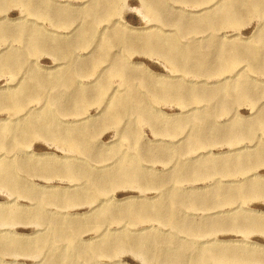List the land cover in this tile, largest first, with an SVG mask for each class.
<instances>
[{
    "label": "rangeland",
    "instance_id": "1",
    "mask_svg": "<svg viewBox=\"0 0 264 264\" xmlns=\"http://www.w3.org/2000/svg\"><path fill=\"white\" fill-rule=\"evenodd\" d=\"M102 1L35 0L32 5L40 8L32 13L11 0H0V31H6L5 38L0 34V131L10 128L0 133L8 136H0V264H189L187 260L193 264L196 254L195 262L203 256L207 264H264V230L253 229L247 221L264 220V71L253 72L249 62L227 70L225 62L216 57L219 47L226 50L233 44L243 48L259 43V36H264V15L251 16L242 10L237 26L224 27L218 33L205 26L198 37L193 34L191 38L180 22L206 16L217 18L218 9L229 0H166L161 6L160 22L147 16L141 0H120L118 14L98 20L91 9ZM94 19L97 38L80 45L81 31ZM205 24L204 20L202 25ZM115 34L140 38L178 34L179 44L186 43L184 48L200 49L208 60L203 70H208L196 73L194 62L188 61V71L182 67L175 71V66L145 45L131 51L120 45H100L103 38ZM260 64L264 65V61ZM116 68L127 71L129 82L126 76L117 77ZM233 69L242 72L235 77ZM243 82L252 88V99L234 92L206 98L196 106L191 97L195 91L217 93L224 84ZM163 85L176 88L167 95L162 92L158 101H151L150 89L160 92ZM189 89L192 91L185 93ZM12 96L20 100L16 112L12 110L14 102H9ZM119 99L121 103L125 101V109L117 107ZM136 100L150 101L153 123L134 112ZM196 117L201 119V127L191 123L180 127L179 121L185 118V123L186 118ZM157 124L161 129H155ZM198 128H205L201 143L193 137ZM56 134H70L72 139L65 141ZM134 165L142 169L133 172ZM123 166L125 173L119 172ZM4 167L10 170L9 175L1 173ZM9 182L15 183L14 187ZM96 183L106 186L99 188ZM240 186H246L243 197L238 195ZM169 197L178 203L174 206ZM152 206L175 209L157 213L148 210ZM171 211L176 217L169 221L147 218L156 214L170 216ZM155 240L160 244L156 245ZM216 250L219 258L210 262ZM252 252L257 258L251 257ZM138 253L148 254L143 258Z\"/></svg>",
    "mask_w": 264,
    "mask_h": 264
},
{
    "label": "bare ground",
    "instance_id": "2",
    "mask_svg": "<svg viewBox=\"0 0 264 264\" xmlns=\"http://www.w3.org/2000/svg\"><path fill=\"white\" fill-rule=\"evenodd\" d=\"M13 3H16V4H19V5H22L24 8H25V10L27 11V12H34V11H36V10H38L40 7H39V5H38V7H36V6H34V5H32V1H35V0H11ZM44 1H46V0H44ZM87 1V0H86ZM94 1H97V0H94ZM100 1V0H99ZM102 1V0H101ZM192 1H195V0H192ZM197 1V0H196ZM200 2H205L206 0H199ZM210 1V0H209ZM63 2V1H62ZM65 2V1H64ZM141 2H142V5H143V7L145 8H143L144 9V11L146 10V14H147V16H152V17H155V19L158 21V22H160L161 20H162V12H161V6H163V4L164 3H166V0H141ZM41 3V2H40ZM96 4H97V2H95ZM119 3H120V0H103L100 4H98L97 6L95 5L94 7H93V9H91V13L93 14V17L94 18H97L98 20H99V18H101L102 16H107V17H109V16H112V15H114V13H117L116 11H117V9H119ZM219 3V2H218ZM47 4V3H46ZM56 4V3H55ZM94 4V3H93ZM206 4V3H205ZM86 5V4H85ZM85 5H83V6H85ZM141 5V6H142ZM189 5V4H188ZM40 6H42L41 4H40ZM50 6V5H49ZM53 6V5H52ZM57 6V5H56ZM168 6H169V4H168ZM203 6V5H202ZM212 6V5H211ZM214 6V5H213ZM212 6V7H213ZM64 7V6H63ZM75 7H78V6H75ZM91 8V7H90ZM50 9V8H49ZM211 8H209V10H210ZM23 10V9H22ZM42 10H43V8H42ZM47 10V9H46ZM52 10V9H51ZM57 10V9H56ZM55 10V11H56ZM70 10V9H69ZM71 10H73V9H71ZM179 10V9H178ZM180 10H182V9H180ZM242 10L244 11V12H248L251 16L252 15H262V17H263V15H264V0H229L224 6L222 5L221 6V8L220 9H218V15L216 16L217 18H215V16H210L209 18L206 16V17H203V18H201L200 20H195V21H192V20H188V19H186V20H182V22H180V24H179V26H181V28H182V30L184 31V33H186L188 36H190L191 37V35H195L196 37H198V33L199 32H201L200 30L202 29V28H204L205 26L206 27H208V28H210L212 31H221L224 27H235V26H237V24H239L238 22H237V20H238V18L240 17L239 15L240 14H242ZM2 11V10H1ZM24 11V10H23ZM58 11V10H57ZM88 11V10H87ZM184 11V10H183ZM207 11V9H205V10H203V12H206ZM187 12H189V11H187ZM42 13H44V10H43V12ZM53 13H54V11H53ZM73 13H74V11H73ZM78 13V12H77ZM88 13V12H87ZM186 13V12H185ZM192 13V12H191ZM202 13V12H201ZM76 14V13H75ZM79 14V13H78ZM118 14V13H117ZM144 14V13H143ZM83 15V14H82ZM221 15H223V17L221 16ZM76 16H77V14H76ZM116 16V15H115ZM187 16H190V15H187ZM191 16H194V15H191ZM196 16H197V14H196ZM199 16H201V15H199ZM64 17V16H63ZM71 18H72V16H70ZM87 17V16H86ZM89 17V16H88ZM65 18V17H64ZM113 18V17H112ZM53 19V18H52ZM75 19H77V18H75ZM110 19V18H109ZM108 19V20H109ZM206 19H209L208 21L206 20ZM54 20V19H53ZM68 20V19H67ZM73 20V19H72ZM111 20V19H110ZM205 20V25H202V22ZM64 21V20H63ZM74 21V20H73ZM89 21V20H88ZM102 21V20H101ZM105 21V20H104ZM53 22V21H52ZM56 22V21H55ZM156 22V21H155ZM26 23V22H25ZM29 23V22H28ZM37 23V22H36ZM59 23V22H58ZM64 23V22H63ZM105 23V22H104ZM38 24V23H37ZM96 24H97V21L94 19V20H92L91 22H89V24L87 25V28L85 29V30H82L81 32L82 33H80V36H79V39L81 38V41H79V44L80 45H85L86 43H88L89 42V44H90V41H92V40H94V39H96L97 37H96V35L97 34H95V30H96ZM115 24V23H114ZM162 24V23H161ZM32 25V24H31ZM67 25H69V24H67ZM163 25V24H162ZM2 26V25H1ZM4 26V25H3ZM2 26V27H3ZM36 26V25H35ZM83 26H85V24L83 25ZM107 26V25H106ZM109 26V25H108ZM159 26V25H158ZM26 27H27V25H26ZM80 27V26H79ZM82 27V26H81ZM105 27V26H104ZM167 27V26H166ZM173 27V26H172ZM18 28H20V27H18ZM77 28H78V26H77ZM157 28V27H156ZM2 29H4V28H2ZM27 30H28V28H26ZM76 29V28H75ZM2 31V30H1ZM0 31V32H1ZM30 31V30H29ZM37 31H38V29H37ZM70 31V30H69ZM104 31V30H103ZM224 31V30H223ZM3 32H4V30H3ZM3 32H1L0 34H2V37L3 38H5L4 36L6 35V34H4ZM44 32H46V31H44ZM166 32V31H165ZM178 32H179V29H178ZM211 32V31H210ZM12 33V32H11ZM17 33V32H16ZM15 33V34H16ZM72 33V32H71ZM71 33H70V35H71ZM99 33V32H98ZM216 33H218V32H216ZM7 34H10V31H9V33H7ZM50 34V33H49ZM101 34H102V32H101ZM162 34H163V32H162ZM221 34V33H220ZM29 35V34H28ZM30 35H31V32H30ZM30 35L27 37L28 39H29V37H30ZM66 35V34H65ZM164 35V34H163ZM175 35V34H174ZM200 35H202V34H200ZM205 35V34H204ZM213 35H215V34H213ZM11 36V35H10ZM17 36V35H16ZM45 36V35H44ZM43 36V37H44ZM48 36V35H47ZM177 36H178V34H177ZM177 36H173V35H171V34H167L166 36H165V38H162V37H147V38H140V37H137V36H128V37H126L125 36V34H115V35H111V36H107L106 38H103L102 39V41L100 42V45L102 46H104L105 48H107V47H110L112 44L113 45H120V46H124V47H126L127 48V51H131L132 49H136V47H139V46H147V49H149V50H152V49H155V51L157 52V53H159V55L160 56H162L166 61L165 62H170L171 64H172V66L174 67H176V70L175 71H179V70H182V69H180L181 67L184 69V70H186V71H188V69H189V65H190V63L188 62V61H193L194 62V71L196 72V73H204L205 74V71L206 70H208V68L206 69V70H203V67H206V66H208V60H206V58H205V56H203V54H201L200 53V49L197 47V46H193V47H190V46H187L186 48H184L183 47V45L184 44H186V43H184V42H182V43H184L183 45H180L179 44V37H177ZM216 36H218V35H216ZM215 36V37H216ZM42 37V36H41ZM46 37V36H45ZM101 37H103V36H101ZM213 37V36H212ZM214 37V38H215ZM236 37V36H235ZM48 38V37H47ZM58 38H59V36H58ZM185 38V37H184ZM192 38V37H191ZM206 38V37H205ZM213 38V39H214ZM224 38V37H223ZM227 38V37H226ZM56 39V38H55ZM60 39V38H59ZM101 39V38H100ZM180 39H183V38H180ZM194 39V38H193ZM196 39V38H195ZM202 39V38H201ZM231 39V38H230ZM229 39V40H230ZM253 39V38H252ZM227 40V39H226ZM36 41H38V40H36ZM45 41V40H44ZM56 41H58V39H56ZM198 41V40H197ZM25 42H26V40H25ZM46 42V41H45ZM196 42V41H195ZM258 42L259 43H257V44H255V45H249V46H244L243 48H240L239 47V45L238 44H233V46L232 47H229L228 49H226L225 50V48H222V47H219V49H218V51H217V55H216V57L223 63V62H225V65H226V69L228 70V69H232V68H235L237 65H239V64H241V63H248L249 62V66L251 67V69H252V71L253 72H255V71H260V70H262V71H264V65H262V64H260V61H264V36L263 35H261V36H259V39H258ZM23 43V42H22ZM27 43H28V41H27ZM33 43V42H32ZM39 42H37V44H38ZM54 43V42H53ZM53 43H52V45H53ZM94 43V42H93ZM190 43V42H189ZM29 44V43H28ZM44 44V43H43ZM47 44V43H46ZM55 44V43H54ZM63 44V43H62ZM91 44H92V42H91ZM155 44H157V47H155ZM27 45V44H26ZM39 45V44H38ZM41 45V44H40ZM51 45V46H52ZM68 45V44H67ZM23 46H25V45H23ZM28 46V45H27ZM32 46H33V44H32ZM45 45H43L42 47H44ZM64 46V45H63ZM69 46V45H68ZM67 46V47H68ZM71 46V45H70ZM38 47V46H37ZM50 47V46H49ZM62 47V46H61ZM53 48V47H52ZM43 49V48H42ZM54 49V48H53ZM56 49V48H55ZM65 49H67V48H65ZM73 49V48H72ZM94 49V48H93ZM109 49V48H108ZM111 49H112V47H111ZM209 50V49H208ZM225 50V51H224ZM44 51V50H43ZM55 51V50H54ZM105 52H107L106 50H104ZM42 52V51H41ZM149 52V51H148ZM205 52V51H204ZM210 52V51H209ZM11 53V52H10ZM14 53V52H13ZM91 53V52H90ZM126 53V52H125ZM39 54V53H38ZM67 54V53H66ZM75 54V53H74ZM97 54V53H96ZM95 54V55H96ZM117 54V53H116ZM128 54V53H127ZM126 54V55H127ZM76 55V54H75ZM123 55V54H122ZM149 55H151V54H149ZM89 57V56H88ZM124 57V56H123ZM127 57V56H126ZM78 58V57H77ZM82 58V57H81ZM73 59V58H72ZM79 59V58H78ZM91 59V58H90ZM107 59V58H106ZM109 59V58H108ZM107 59V60H108ZM4 60V59H3ZM12 59H10V61H11ZM24 60V59H23ZM126 60V59H125ZM74 61V60H73ZM99 61V60H98ZM106 61V60H105ZM109 61V60H108ZM6 62V61H5ZM5 62H3V63H5ZM12 62V61H11ZM30 63H32V62H30ZM76 63V62H75ZM247 63H246V65H247ZM13 64V63H12ZM100 64V63H99ZM167 64H169V63H167ZM4 65V64H3ZM7 65H8V63H7ZM170 65V64H169ZM20 66V65H19ZM30 66H31V64H30ZM76 66V65H75ZM95 66V65H94ZM138 66V65H137ZM10 68H11V66H9ZM83 67V66H82ZM97 67V66H96ZM95 67V68H96ZM98 67H99V65H98ZM25 68V67H24ZM29 68V67H28ZM237 68V67H236ZM240 68V67H239ZM74 69V68H73ZM97 69V68H96ZM246 69V68H245ZM75 70H76V68H75ZM74 70V72H76ZM11 71H12V69H11ZM10 71V72H11ZM24 71H25V69H24ZM28 71V70H27ZM63 71V70H62ZM70 71V70H69ZM23 72V71H22ZM65 72V71H64ZM93 72V71H92ZM96 72V71H95ZM104 72V71H103ZM232 72H234V69H233V71ZM242 72V71H241ZM240 71H237L236 72V70H235V72L233 73L234 75H235V77H238L239 75H240V73H241ZM249 72V71H248ZM102 73V72H101ZM110 73V72H109ZM112 73V72H111ZM114 73H116L117 74V77H118V75H120L121 77H125L126 76V78H125V81L126 82H129V80L131 79V77L128 75L127 76V71L126 70H124V68H116V72H114ZM178 73V72H177ZM236 73V74H235ZM12 74H13V72H12ZM95 74V73H94ZM180 74H182V73H180ZM185 74V73H184ZM187 74V73H186ZM250 74V73H249ZM36 74H34V76H35ZM38 75V74H37ZM110 75V74H109ZM193 75V74H192ZM31 76V75H30ZM33 76V75H32ZM73 76V75H72ZM75 76V75H74ZM112 76H114V75H112ZM248 76V75H247ZM114 77H116V76H114ZM113 77V78H114ZM180 77H182V75H180ZM210 77V76H209ZM32 78H34V77H32ZM170 78V77H169ZM176 78V77H175ZM224 78V77H223ZM228 78V77H227ZM232 78V77H231ZM37 79H39V78H37ZM97 79V78H96ZM206 79V78H205ZM57 80H58V78H57ZM111 80H112V78H111ZM204 80V79H203ZM229 80V79H228ZM233 80V79H232ZM36 81V80H35ZM39 81V80H38ZM156 81V80H155ZM184 81V80H183ZM224 81H226V80H224ZM98 81H96V83H97ZM133 82V81H132ZM161 84H162V82L161 81H159ZM209 82V81H208ZM52 83V82H51ZM61 83V82H60ZM71 83V82H70ZM135 83H136V81H135ZM134 83V84H135ZM156 83V82H155ZM171 83V82H170ZM26 84V83H25ZM24 84V85H25ZM112 84V83H111ZM129 84V83H128ZM131 84V83H130ZM159 84V83H158ZM71 85V84H70ZM132 85V84H131ZM135 85H137V84H135ZM157 85V84H156ZM170 85V84H169ZM169 85H163L162 86V89H161V91L160 92H157V90L156 89H154V88H151L150 89V94H149V99L151 100V101H158V99L160 98V94L162 93V92H164L162 95H167L168 93H169V91L170 90H173V89H175L176 87H173V86H169ZM172 85V84H171ZM207 85V84H206ZM216 85V84H215ZM28 86H30V85H28ZM87 86V85H86ZM89 86V85H88ZM97 86V85H96ZM127 86V85H126ZM175 86V85H174ZM194 86H196V85H194ZM43 87V86H42ZM51 87V86H50ZM61 87H64V85L63 86H61ZM78 87H80V86H78ZM94 87V86H93ZM100 87V86H99ZM30 88V87H29ZM32 88V87H31ZM37 88V87H36ZM48 88V87H47ZM69 88H71V86L69 87ZM83 88H85V86L83 87ZM33 89V88H32ZM31 89V90H32ZM64 89V88H63ZM63 89H61V90H63ZM86 89H87V87H86ZM102 89V88H101ZM107 89H108V86H107ZM107 89H102L101 91H103V92H106V90ZM59 90V89H58ZM95 90H96V88H95ZM112 90V89H111ZM128 90H129V85H128ZM219 92H217V93H210V94H203V93H200V92H198V91H195L194 92V94H192L191 95V97H192V100H193V102L195 103V105L196 106H198L199 104H201V102L202 101H204L206 98H210V99H208V100H211V99H214L215 97H220L222 94H230V93H234V92H236V93H239L240 95L242 94L243 95V97H245V98H249V99H252V96L250 95L251 93V91H252V88L251 87H249L246 83H242V84H238V83H233L232 85H227V84H224V85H222V87H220L219 89ZM33 91V90H32ZM60 91V90H59ZM59 91L57 92V93H59ZM99 91V90H98ZM122 91V90H121ZM147 91V90H146ZM146 91H145V93H143V94H146ZM175 91V90H174ZM192 90L191 89H189V90H187L185 93H190ZM33 92H35V91H33ZM37 92V91H36ZM65 92V91H64ZM76 92V91H75ZM118 92V91H117ZM67 93V92H66ZM86 93V92H85ZM84 93V94H85ZM147 93H149V92H147ZM28 94H29V92H28ZM35 94V93H34ZM79 94H80V92H79ZM103 94V93H102ZM110 94V93H109ZM121 94V93H120ZM128 94V93H127ZM127 94H125L124 96H126ZM142 94V93H141ZM31 95H32V93H31ZM59 95H60V93H59ZM63 95V94H62ZM7 96H9V95H7ZM20 96V95H19ZM28 96V95H27ZM26 96V97H27ZM36 96V95H35ZM45 96H47V95H45ZM49 96V95H48ZM64 96H65V93H64ZM70 96V95H69ZM83 96V95H82ZM82 96H80V97H82ZM131 96V95H130ZM180 96V95H179ZM4 96H2V98H3ZM16 97H18V96H12V100L11 101H9L10 103H11V105L13 104L12 103V101L14 102V104L15 105H13V109L12 110H14L15 112L19 109L18 107V105H20L18 102L20 101L18 98H16ZM99 97V96H98ZM111 97V96H110ZM119 97V96H118ZM129 97V96H128ZM243 97H241L242 98V100L243 99H245V98H243ZM25 98V97H24ZM23 98V99H24ZM29 98V97H28ZM34 98V97H33ZM32 98V99H33ZM71 98V97H70ZM85 98V97H84ZM113 98V97H112ZM229 98V97H228ZM1 99V98H0ZM4 99H5V97H4ZM6 99H9V97L8 98H6ZM13 99H15V100H13ZM30 99V98H29ZM58 99V98H57ZM64 99V98H63ZM71 99H73V98H71ZM132 99H133V97H132ZM179 100H180V97L178 98ZM232 99V98H231ZM248 99V100H249ZM22 100V99H21ZM26 100V99H25ZM121 99H119V101H120ZM129 100V98L127 99V100H125V101H128ZM167 100V99H166ZM241 100V99H240ZM241 100V101H242ZM61 101H62V99H61ZM65 101V100H64ZM76 101V100H75ZM118 101V100H117ZM124 101V100H123ZM125 101L124 102H122L121 103V101H120V103H119V105H117V107L119 108V107H121V109L122 108H124L125 109ZM154 101V102H155ZM161 101V100H160ZM159 101V102H160ZM175 101V100H174ZM173 101V102H174ZM244 101V100H243ZM45 102V101H44ZM51 102V101H50ZM133 102V101H132ZM145 102V103H144ZM180 102H182V101H180ZM212 102V101H211ZM245 102V101H244ZM7 103V102H6ZM20 103H22V101L20 102ZM26 104H27V102H25ZM54 103V102H53ZM62 103V102H61ZM97 103V102H96ZM110 103V102H109ZM114 103V102H113ZM152 103V102H151ZM158 103V102H157ZM217 103V102H216ZM220 103H222V106L221 107H223L224 106V103L223 102H220ZM252 103V102H251ZM8 104V103H7ZM6 104V105H7ZM47 104V103H46ZM77 104H79V100H78V103ZM87 104H89V103H87ZM111 104V103H110ZM65 105V104H64ZM206 105H208V104H206ZM1 106V105H0ZM2 106H4V105H2ZM9 106H10V104H9ZM185 106V105H184ZM195 106V109H197V107ZM203 106V105H202ZM205 106V105H204ZM5 107V106H4ZM110 107H111V105H110ZM127 107V106H126ZM220 107V108H221ZM22 108V107H21ZM20 108V109H21ZM48 108H49V105H48ZM109 108V107H108ZM127 108H129V105H128V107ZM151 108H152V106H151V104H150V101H140V100H136V103L133 105V108L132 109H134L135 111L134 112H136V114L137 115H139L141 118H142V120H144L145 122H149V123H153V121H155L154 119V115H153V113L151 112ZM202 108V107H201ZM200 108V109H201ZM205 108V107H204ZM256 108V107H255ZM1 109V108H0ZM51 109V108H50ZM57 109H58V107H57ZM114 109V108H113ZM203 109V108H202ZM226 109V108H225ZM224 109V110H225ZM4 110V109H3ZM29 110V109H28ZM111 111V110H110ZM190 111V110H189ZM192 111V110H191ZM197 111V110H196ZM227 111V110H226ZM39 112V111H38ZM38 112H37V114H38ZM55 112V111H54ZM113 112H115L114 110H113ZM123 112V111H122ZM130 112V111H129ZM215 112V111H214ZM30 113V112H29ZM41 113V112H40ZM48 113V112H47ZM56 113V112H55ZM224 113H225V111H224ZM31 114V113H30ZM43 114V113H42ZM49 114V113H48ZM109 114V113H108ZM129 114V113H128ZM44 115V114H43ZM114 115V114H113ZM118 115V114H117ZM20 116V115H19ZM109 116H111V115H109ZM119 116V115H118ZM132 116V115H131ZM198 116V115H197ZM43 118L42 119H44L45 117H46V115H44V116H42ZM192 117V116H191ZM194 117V116H193ZM23 118V117H22ZM28 118V117H27ZM31 118H33V116L31 117ZM29 119V118H28ZM34 119V118H33ZM40 119V118H39ZM41 119V120H42ZM48 119V117L46 118V120ZM120 119V118H119ZM187 119V122H185V123H183L184 122V120H185V118H184V120H182L183 122H181V121H179V124H180V127H183L185 124H189V123H191L192 125L193 124H195L196 126L198 125V126H200V121H201V119L200 118H198V117H196V118H186ZM13 120V119H12ZM45 120V119H44ZM112 120V119H111ZM207 121V120H206ZM21 122H22V120H21ZM41 122V121H40ZM43 122V121H42ZM41 122V123H42ZM144 122V123H145ZM27 123V122H26ZM25 123V124H26ZM115 123V122H114ZM166 122H164V124H165ZM216 123H217V121H216ZM36 124V123H35ZM37 124H38V122H37ZM54 124V123H53ZM80 124V123H79ZM119 124H120V122H119ZM147 124V123H146ZM175 124V122H173L172 123V125H174ZM176 124H178V122H176ZM260 124V123H259ZM261 124H264V123H261ZM40 125V124H39ZM38 125V126H39ZM78 125V124H77ZM116 125H117V123H116ZM166 125V124H165ZM191 125V126H192ZM202 125V124H201ZM42 126V125H41ZM56 126H57V124H56ZM197 126V127H198ZM252 126V125H251ZM250 126V127H251ZM1 127V126H0ZM31 127H32V125H31ZM35 127H37V125L36 126H33V128H34V130L36 129ZM136 127V126H135ZM196 127V128H197ZM201 127V126H200ZM32 128V129H33ZM45 128H47V126L45 127ZM21 129V128H20ZM48 130H50V129H53V131L55 130V128L53 127H51V128H47ZM136 129V128H135ZM155 129L156 130H159V129H161V126L159 127V125L157 124L156 126H155ZM204 129L205 128H198V130H197V134H195L193 137L195 138V140L197 141V142H204V140L202 139L203 137H204V133L205 132H203L204 131ZM10 130V128H3V130L2 131H0V133H2V132H5V131H9ZM29 130H30V128H29ZM39 131L38 132H40V127H39V129H38ZM47 130V132H49ZM42 131V130H41ZM57 131H58V129H57ZM61 131V130H60ZM85 131V130H84ZM196 131V130H195ZM37 132V133H38ZM43 132V131H42ZM64 132H65V130H64ZM44 133V132H43ZM51 133V132H50ZM59 132H57V134H58ZM133 133V132H132ZM45 134H46V132H45ZM49 134V133H48ZM56 134V137L57 138H64L65 139V141H68V139H72L70 136V134L67 136V134H65V135H57ZM62 134H63V131H62ZM20 135V134H19ZM52 135V134H51ZM189 135V134H188ZM243 135V134H242ZM1 136V135H0ZM5 136L8 138V136L6 135V133L3 135V137L2 138H5ZM87 136V135H86ZM134 136V135H133ZM247 136H248V134H247ZM1 137H0V140H1ZM25 137L26 136H24V139H25ZM36 137V136H35ZM48 137H50V136H48ZM139 137H140V135H139ZM13 138V137H12ZM15 138V137H14ZM13 138V139H14ZM23 138V137H22ZM29 138V137H28ZM55 138V137H54ZM54 138H53V140H54ZM91 138V137H90ZM136 138V137H135ZM192 138V137H191ZM236 138H238V137H236ZM10 139V138H9ZM23 139V140H24ZM64 139H62V140H64ZM80 139V138H79ZM3 140V139H2ZM194 140V141H195ZM6 141V140H5ZM5 141H3L2 143L4 144V142ZM12 141H14V140H12ZM15 141H16V138H15ZM26 141V139L24 140V142ZM134 141V140H133ZM139 141H140V139H139ZM195 141V142H196ZM18 142V141H17ZM79 142H81L80 140H79ZM83 142V141H82ZM138 142V141H137ZM230 142V141H229ZM21 144V143H20ZM77 144H79V143H77ZM17 145H18V143H17ZM82 145V144H81ZM134 146V145H133ZM197 146V145H196ZM205 146V145H204ZM91 148V147H90ZM82 149H83V146H82ZM94 149V148H93ZM92 149V150H93ZM95 150V149H94ZM87 151V150H86ZM133 151V150H132ZM194 151V150H193ZM92 152V151H91ZM116 152H117V150H116ZM127 152V151H126ZM134 152V151H133ZM84 153H86V152H84ZM118 153V152H117ZM124 153V152H123ZM116 154V153H115ZM119 154V153H118ZM83 155V154H82ZM90 155H92L91 153H90ZM117 155V154H116ZM130 155V154H129ZM134 155V154H133ZM3 158V157H2ZM95 158V157H94ZM131 158V157H130ZM134 158V157H133ZM136 158H137V156H136ZM141 158V157H140ZM143 160V159H142ZM145 160V159H144ZM143 160V161H144ZM134 161L135 160H133V163H134ZM4 163V162H3ZM13 163V162H12ZM129 163H130V160H129ZM204 163V162H203ZM2 164V163H1ZM186 164V163H185ZM15 166V165H14ZM189 166V165H188ZM11 167V166H10ZM87 167V166H86ZM126 166H123V167H121L120 168V171L119 172H123V173H125V172H127V171H125L126 170V168H125ZM68 168H70V166L68 167ZM245 168V167H244ZM9 169H11V168H9ZM74 169V168H73ZM89 169V168H88ZM132 169H133V172H139V170H141V169H139L138 167H137V165H134V166H132ZM186 169H187V167H186ZM242 169V171H244L243 170V168H241ZM240 169V170H241ZM84 170V169H83ZM131 170V169H130ZM10 170H8L7 168H5L4 167V169L1 171V173L2 172H4V173H7V172H9ZM14 171V170H13ZM115 171V170H114ZM129 171V170H128ZM183 171V170H182ZM181 171V172H182ZM15 172V171H14ZM73 172V171H72ZM142 172V171H141ZM11 173V172H10ZM71 173V172H70ZM114 173V172H113ZM8 175H9V173H7ZM107 174V173H106ZM120 174V173H119ZM129 174H131V173H129ZM180 174H182V173H180ZM11 175V174H10ZM16 175V174H15ZM110 175H112V173L110 174ZM127 175V174H126ZM5 176V175H4ZM71 176V175H70ZM86 176V175H85ZM85 176H83V177H85ZM129 176V175H128ZM127 176V177H128ZM131 176V175H130ZM129 176V177H130ZM177 176V175H176ZM15 177H18L17 175L15 176ZM75 177V176H74ZM78 177V176H77ZM82 177V176H81ZM88 177V176H87ZM87 177H85V178H87ZM89 177H90V175H89ZM121 177V176H120ZM124 177H125V175H124ZM134 177V176H133ZM178 177H179V175H178ZM1 178H2V176H1ZM9 178V177H8ZM107 178H108V176H107ZM106 178V179H107ZM116 178V177H115ZM114 178V179H115ZM132 178V177H131ZM131 178H129L128 180H130ZM177 178V177H176ZM82 179V178H81ZM111 179V178H110ZM6 180V179H5ZM4 180V181H5ZM12 180L14 181V179L12 178ZM11 180V181H12ZM86 180V179H85ZM90 180V179H89ZM125 180V179H124ZM3 181V182H4ZM9 181V180H8ZM7 181V182H8ZM81 181H83V180H81ZM94 181V180H93ZM105 181V180H104ZM106 181H108V180H106ZM123 181V180H122ZM131 181H134V180H131ZM15 182V181H14ZM21 182V181H20ZM86 182H87V180H86ZM92 182V181H91ZM90 182V183H91ZM124 182V181H123ZM126 182V181H125ZM129 182V181H128ZM127 182V183H128ZM6 183V182H5ZM13 183V182H12ZM12 183H10L9 182V184L10 185H12ZM17 183V182H16ZM134 183H135V181H134ZM133 183V184H134ZM15 184V183H14ZM13 184V185H14ZM20 184H22V183H20ZM107 184H109V183H107ZM120 184V183H119ZM123 184V183H122ZM129 184L130 185H132L133 186V184H131L130 182H129ZM12 185V186H13ZM96 185L99 187V188H101V187H104V186H106V183H96ZM110 185V184H109ZM128 184H126V186H127ZM136 185H138L137 183L135 184V186ZM17 186H19V185H17ZM16 186V187H17ZM88 186V185H87ZM125 186V185H124ZM141 186V185H140ZM164 186V185H163ZM14 187V186H13ZM21 187H23V186H21ZM91 188H92V186H90ZM244 187H246V186H243V187H241L240 186V188L237 190L238 191V195H241L242 193H243V191L245 190V188ZM3 188V187H2ZM11 188V187H10ZM18 189H19V187H17ZM90 188V189H91ZM12 189V191H13V188H11ZM10 190V189H9ZM14 190H16V188L14 189ZM79 190V189H78ZM107 190V189H106ZM17 191V190H16ZM97 191H98V189H97ZM102 191H103V189H102ZM220 191V190H219ZM18 192V191H17ZM99 192H101V191H99ZM168 192V191H167ZM166 192V193H167ZM21 193V192H20ZM9 194V193H8ZM170 194V193H169ZM218 194V193H217ZM221 194V193H220ZM171 195V194H170ZM169 195V196H170ZM183 195V194H182ZM166 196V195H165ZM176 196H178V195H176ZM185 196H187V195H185ZM242 196V195H241ZM179 197V196H178ZM243 197V196H242ZM168 198V197H167ZM170 198V197H169ZM184 198V197H183ZM185 198H187V197H185ZM184 198V199H185ZM241 198V197H240ZM246 198V197H245ZM93 198H91V200H92ZM170 199H172V204L175 206V203L177 202L178 203V200L177 201H175V199H173V198H170ZM166 200V199H165ZM216 200V199H215ZM240 200V199H239ZM217 201V200H216ZM225 201H226V199H225ZM232 200L231 199H229L228 200V203H230ZM91 202H93V201H91ZM129 202V201H128ZM149 203H150V201H148ZM152 202H154V201H152ZM183 202H184V200H183ZM44 203V202H43ZM234 203V202H233ZM144 204H146V203H144ZM148 204V203H147ZM151 204V203H150ZM166 205H169V204H166ZM224 205V204H223ZM170 206V205H169ZM177 206V205H176ZM179 206V205H178ZM183 205H180V207H182ZM190 206V205H189ZM179 208V207H178ZM164 209H166V210H174L175 208L174 207H172V208H168V207H165V208H160V207H149L148 208V210H150V211H153V210H155L157 213H161V211L162 212H165V210ZM158 211H160V212H158ZM181 211V210H180ZM6 213V212H5ZM153 213V212H152ZM171 213V215L172 214H175V211H171L170 212ZM8 214V213H7ZM156 214V213H155ZM4 214H2V216H3ZM15 215V214H14ZM13 215V216H14ZM113 215V214H112ZM121 215V214H120ZM149 215V214H148ZM164 216V215H162V214H156L155 216H152V215H150L149 217H147V218H155V219H157V220H159V219H166L167 221H169L170 219H173V218H175L176 216L175 215H172V216ZM6 215H4L3 217H5ZM9 216V215H8ZM180 216V215H179ZM7 217V216H6ZM15 217V216H14ZM37 217H40L39 215L37 216ZM114 217H116V216H114ZM122 217V216H121ZM120 217V218H121ZM8 218V217H7ZM11 218H12V215H11ZM16 218V217H15ZM41 218V217H40ZM124 218V217H123ZM180 218H182V217H180ZM247 218V217H246ZM17 219V218H16ZM20 219V218H19ZM99 219V218H98ZM122 219V218H121ZM142 219H144V217L142 218ZM186 219V218H185ZM8 219H6V221H7ZM14 220V219H13ZM101 220V219H100ZM117 220H118V217H117ZM131 220V219H130ZM131 221H133V220H131ZM247 221H250V225H251V227L253 228V229H260V230H264V220L262 221V222H257V221H255V220H253V219H249V220H247ZM10 223H11V221H9ZM16 222V221H15ZM101 222H103V220L101 221ZM100 222V224H102ZM135 222V221H134ZM162 222V221H161ZM175 222H176V220H175ZM7 223V222H6ZM172 224V223H171ZM175 224V223H174ZM173 224V225H174ZM165 225V224H164ZM179 225V224H178ZM173 227V226H172ZM55 228V227H54ZM72 229V228H71ZM175 229V228H174ZM179 229H180V227H179ZM249 230V229H248ZM250 231V230H249ZM179 232H180V230H179ZM253 232V231H252ZM251 232V233H252ZM77 233V232H76ZM210 234V233H209ZM136 237V236H135ZM156 237V236H155ZM63 238V237H62ZM122 238H123V236H122ZM147 238V237H146ZM145 238V239H146ZM154 238V237H153ZM157 238V237H156ZM114 239V238H113ZM113 239L111 240L112 241V243H113ZM120 240H121V238H120ZM124 240H125V238H124ZM127 240V239H126ZM149 240V239H148ZM156 240H158V239H156ZM155 240V241H156ZM160 240V239H159ZM109 241V240H108ZM128 241V240H127ZM115 242V241H114ZM129 242V241H128ZM150 242V241H149ZM151 242H152V240H151ZM165 242V241H164ZM163 242V243H164ZM167 242V241H166ZM165 242V243H166ZM169 242V241H168ZM172 242V241H171ZM111 243V244H112ZM125 243V242H124ZM147 242H145V244H146ZM153 243H155V242H153ZM173 243V242H172ZM171 243V244H172ZM129 244V243H128ZM156 245H158V244H160V243H157V241H156V243H155ZM174 244H176V242H174ZM104 245V244H103ZM149 245H150V243H149ZM165 245V244H164ZM119 246V245H118ZM167 246V245H166ZM173 246V245H172ZM104 247V246H103ZM114 247H115V245H114ZM122 247V246H121ZM153 247V246H152ZM157 247V246H156ZM203 247V246H202ZM206 247V246H205ZM109 248V247H108ZM116 248V247H115ZM140 248L142 249L143 248V244H142V242H141V244H140ZM160 248V247H159ZM164 248H165V246H164ZM167 248H168V246H167ZM175 248H177V247H175ZM109 249H111V248H109ZM125 249V248H124ZM148 250V249H147ZM164 250H166V249H164ZM177 250V249H176ZM191 250H192V248H191ZM201 250V249H200ZM102 251H104V253H105V251L106 250H104L103 248H102ZM158 251V250H157ZM161 251V250H160ZM160 251L158 252V253H160ZM172 251V250H171ZM199 251V250H198ZM1 252V251H0ZM145 252V251H144ZM147 252V251H146ZM149 252V251H148ZM153 252V251H152ZM190 252V251H189ZM201 252H203V251H201ZM215 252V251H214ZM98 253H99V251H98ZM97 253V254H98ZM107 253H109V252H107ZM157 253V252H156ZM168 253H170L169 251H168ZM177 253V252H176ZM175 253V254H176ZM184 253V252H183ZM145 256L148 254H146V253H143ZM142 254V255H143ZM150 254H151V252H150ZM161 254V253H160ZM173 254V253H172ZM107 255V254H106ZM138 255H140V256H142L141 254H139L138 253ZM153 255V254H152ZM179 255V254H178ZM197 255V254H196ZM194 256L195 257V260H196V257H198V256ZM252 255L253 256H251V257H253V258H257V256H256V254L255 253H253L252 252ZM69 256V255H68ZM158 256V255H157ZM218 256V253H217V250H216V252H215V254H213L212 256H210V257H212L211 258V261L210 262H213L212 260H216V259H218L219 257H217ZM72 257V256H71ZM95 257V256H94ZM143 257V256H142ZM154 257V256H153ZM160 257V256H159ZM172 257V256H171ZM144 258V257H143ZM147 258H149V257H147ZM163 258V257H162ZM166 258V257H165ZM164 258V259H165ZM208 257H206V259H207ZM225 258V257H224ZM169 259V258H168ZM204 259V257L203 256H201V258H200V260L199 261H196L195 262V260H193L194 262H193V264H207L206 263V261L205 260H203ZM175 260V259H174ZM183 260V259H182ZM186 260V259H185ZM222 260V259H221ZM156 261H158V260H156ZM169 261H170V259H169ZM168 261V263H170ZM178 261V260H177ZM165 262H166V260H165ZM171 262H173L172 261V259H171ZM186 262H189V264H190V261H186ZM160 263V262H159ZM163 263V262H162ZM192 263V262H191ZM172 264V263H171ZM178 264H179V262H178Z\"/></svg>",
    "mask_w": 264,
    "mask_h": 264
}]
</instances>
